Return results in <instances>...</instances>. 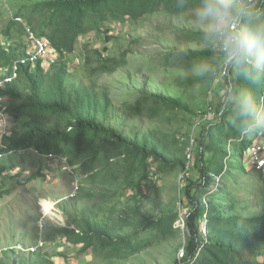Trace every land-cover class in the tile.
<instances>
[{
	"label": "rangeland",
	"instance_id": "374dc122",
	"mask_svg": "<svg viewBox=\"0 0 264 264\" xmlns=\"http://www.w3.org/2000/svg\"><path fill=\"white\" fill-rule=\"evenodd\" d=\"M237 3L247 8L255 6L254 0H237ZM7 5L5 0H0V28L10 19ZM195 10L179 13L162 10L139 21H132L130 17L124 22L115 21L108 33L111 40L107 39L105 32L91 30L79 37L75 52L68 56L69 89L86 86L94 90L99 97V120L139 146L157 147L163 158L176 164L175 168L164 170L158 161H153L150 177L139 184L138 174L126 178L120 173V177L114 179L110 175L112 163L102 158L98 169L103 168V171H100L98 180L92 182L87 173L75 174L73 164L74 173L61 159L45 157L48 160L40 161L29 154L32 159L23 163V168L27 169H8L0 175V190L9 189L0 197V264H57L64 260L63 256L77 258L80 246L72 245L63 234L56 233L63 226L77 229L78 224L87 220L117 235L140 236L149 219L172 213L179 214L174 228L180 230L156 238L150 247L134 256L115 258L107 256L106 252L96 253L90 249L88 256L80 258L83 264H180L179 252L186 245L187 234L186 227H182L179 220L189 210V206H183L180 190L188 171L193 178L200 174L195 167L196 154L191 162L187 158L190 144L185 137L190 132L197 139L204 138L206 143L214 136L229 153L224 174L212 180V192L201 198L202 204H209V194L217 192L214 203L227 215L264 216V177L250 165L247 147L242 149L251 142L254 131L250 130L245 140L234 139L230 135V125L239 126L232 121V114L224 118L227 122L223 133L218 128L222 116L227 114L226 105L232 89L229 78H219L222 61L212 56L190 68H184L183 63L168 67L159 63L163 55L170 52L210 49L203 39ZM16 36V31L10 38L0 30V42H13L18 40ZM23 40L25 45L24 37ZM85 45L99 48L104 55L111 56L128 51L127 63L111 74L91 73L89 68L96 65H86ZM52 53L58 59L59 54L54 49ZM201 65H206L208 70L200 71ZM217 82L221 87L216 86ZM244 82L246 92L259 94L264 78L255 83ZM144 94L179 99L189 106L190 111L162 110L156 114L151 109L135 114L130 105ZM208 106L212 109L207 114ZM263 125L260 128H264ZM17 126V121L9 113L0 114V142ZM183 160L185 168L178 164ZM17 172L20 173L12 177ZM33 174L36 176L31 178ZM76 177L80 189L73 196ZM90 192L97 195L89 197ZM46 201L55 206L54 212L48 215H44L42 206ZM42 218L46 245L36 252L29 251L27 247L35 245L40 237Z\"/></svg>",
	"mask_w": 264,
	"mask_h": 264
},
{
	"label": "trees",
	"instance_id": "16d2710c",
	"mask_svg": "<svg viewBox=\"0 0 264 264\" xmlns=\"http://www.w3.org/2000/svg\"><path fill=\"white\" fill-rule=\"evenodd\" d=\"M5 1L8 4L6 8L10 12V19L0 30L4 36L10 38L16 31V37L20 41L0 42V78L3 76L1 67L8 66L15 59L25 55L28 46L23 27L15 17L20 16L27 20L39 36L49 40L59 56L49 67L41 60L23 65L19 77L0 88V95L5 99V111L18 123L10 135H4L1 139L0 175L8 169L20 167L22 170L27 169L23 168V163L32 159L31 155L40 161L48 160L30 151H17L30 146L42 153L54 152L67 156L74 165L75 174L87 173L92 182L97 181L100 171H103V168L98 169V162L102 158H106L107 163H112L113 172L110 175L114 179L119 178L120 173L127 176L126 178H133L138 174L139 184L150 177L153 161H158L160 168L164 170L175 168L176 164L163 158L157 147L148 149L146 145L139 146L124 139L115 129L99 120L97 116L99 97L94 90L86 86L69 89L68 56L75 52L79 37L87 35L91 30L105 32L107 39L111 40L112 36L108 33L115 21L124 22L128 17L132 21H139L146 15L162 10L179 13L196 9L198 0ZM249 9L264 14V0H258L257 4ZM23 37L26 40L25 45ZM85 53L86 65L89 67L96 65L89 68L91 73L111 74L127 63L129 52L124 51L116 56L104 55L99 48H89L85 45ZM212 56L223 60L219 53L201 49L183 50L177 54L170 52L163 55L162 62L159 63L163 67L183 63L184 68H190ZM229 79L232 86L231 96L240 97L245 78L233 69ZM106 103H109L108 100ZM130 107L135 114L145 113L151 109L156 114L162 110L190 111L189 106L179 99L157 94H144ZM236 107L237 101L234 100L232 104L228 102L227 114L222 116L218 128L221 132L224 131V124L227 122L224 118L235 109L236 114L232 121L239 127L236 129L230 125L232 129L230 135L238 138L239 130H246L254 119L241 116ZM188 135L189 133L186 134ZM245 147L248 145L242 149ZM192 150L194 156L195 154L197 156L195 167L200 174L193 178L188 171L180 190V199L185 203L183 206H189L184 217L187 242L184 246L185 256L181 262L264 264V216L227 215L214 203V195L217 192L209 194L211 200L209 204L204 205L201 202L204 195L212 192L210 188L212 180L224 174L227 167L225 160L229 153L214 136L207 143L204 138H196ZM178 164L185 168V160ZM254 170L262 176L259 171ZM19 173L13 174L12 177ZM35 176L36 174H33L31 178ZM8 191L9 189L0 190V197ZM88 195L94 197L97 193L90 192ZM178 218V213H172L149 219L140 236L117 235L87 220L78 224L77 229L63 226L58 228L56 233L63 234L69 243L80 246L79 254L92 249L96 253L106 252L109 257L127 258L150 247L156 238L179 231L180 228H174ZM204 224L206 234L202 231Z\"/></svg>",
	"mask_w": 264,
	"mask_h": 264
},
{
	"label": "clouds",
	"instance_id": "9594fccd",
	"mask_svg": "<svg viewBox=\"0 0 264 264\" xmlns=\"http://www.w3.org/2000/svg\"><path fill=\"white\" fill-rule=\"evenodd\" d=\"M195 17L204 41L223 58L224 66L253 83L264 77V14L239 5L237 0H198ZM207 70L206 65L200 66V71ZM237 109L241 116L257 118L249 92L240 95Z\"/></svg>",
	"mask_w": 264,
	"mask_h": 264
},
{
	"label": "built area",
	"instance_id": "2783aa9c",
	"mask_svg": "<svg viewBox=\"0 0 264 264\" xmlns=\"http://www.w3.org/2000/svg\"><path fill=\"white\" fill-rule=\"evenodd\" d=\"M257 1L258 0H254L255 5L257 4ZM15 20L22 25L23 30H24V35L28 39V46L26 48L25 55L15 59L13 62H11L10 65L1 67L3 76L0 78V88H3L7 83L18 78L20 75V68L23 65L34 64L37 60H41L45 64V66L49 67L51 64H53L57 60L54 54L52 53L53 47L48 39H46L43 36H39L37 32L31 26V24L27 20H25L23 17H20V16L15 17ZM232 70L233 68L224 66V63L222 60V63L219 69V78L220 79L229 78ZM4 100H5L4 97L0 95V114L2 116H4L5 113H7L5 111ZM211 109H212V106L207 107V114L211 112ZM258 118H259V121L263 122L264 124V88L261 94V107H260V112L258 114ZM262 133H263L262 138L257 139L254 142H252L248 146L247 151H248L250 165L257 171H259L264 177V130ZM185 138L188 139V142L190 144L188 148L189 150L187 152V158H188V161L191 162L192 159L194 158V152L192 150V147L195 143L196 138L193 136V132H190L189 135L186 136ZM0 145H1V142H0ZM17 151H20V152L30 151L35 155L44 156L49 159H59V160L61 159L63 163L66 165V168L69 170H72V165L68 157L63 154H57L54 152L42 153L39 149L33 146H30L27 149H20ZM72 172L74 173V169L72 170ZM73 185L74 187H73L72 195L74 196L77 194L78 190L80 189V183L77 177ZM42 206H43L44 215H48L54 212V209H55L54 204L48 205V204H45V202H43ZM179 222H181L182 227H185V219L183 217L179 220ZM39 225H40L41 234H40V237L37 243L33 246L27 247V249L32 252H36L40 249H43L46 245L45 236L43 234V231L45 228L44 218L40 220ZM202 231L204 234H206L207 229H206L205 224L202 226ZM179 256H180L179 258L180 264H183L181 260L185 256L184 248L180 250Z\"/></svg>",
	"mask_w": 264,
	"mask_h": 264
},
{
	"label": "crops",
	"instance_id": "0c3cea01",
	"mask_svg": "<svg viewBox=\"0 0 264 264\" xmlns=\"http://www.w3.org/2000/svg\"><path fill=\"white\" fill-rule=\"evenodd\" d=\"M264 78V77H263ZM245 80H247V79H245ZM248 81V80H247ZM253 83V82H252ZM245 82H244V84H243V88H242V90L240 91V95L242 94V93H244V92H246V90L247 89H245L246 88V86H245ZM247 84H249L248 82H247ZM218 85L221 87V85L220 84H218V82H217V87H218ZM263 88H264V82H263V86H262V88L260 89V93L258 94V93H255V91H252L251 92V94H253V97H254V100H255V103H257V118L256 119H254L253 120V122L251 123V124H249L248 126H247V128H246V130H239V133H240V131H242L241 133H240V135L238 136V138H235L234 137V139H237V140H239V141H242V140H245L246 139V137H247V133L251 130H253L254 131V135H253V138H252V140H250L251 142L248 144V146L252 143V142H254L255 140H257V139H261L262 138V132H263V130H264V128H260V125H263V122H261V121H259V118H258V114H259V112H260V107H261V94H262V90H263ZM237 101V104H238V101H239V97H234V96H232V99L231 100H228V102H231V101ZM227 102V103H228ZM237 108V107H236ZM232 114V118H234V116H235V109L233 110V112L231 113ZM230 114V115H231ZM231 118V119H232ZM263 127H264V125H263ZM230 130H232L231 128H230ZM231 141V140H230ZM248 148V147H247ZM248 152V151H247ZM248 158H249V156H248ZM253 168V167H252ZM254 169V168H253ZM73 245V244H72ZM75 246V245H74ZM88 252H89V250L87 251V252H85L84 254H78V257L77 258H71V257H65V256H63V261L61 262V263H59V264H83L84 262H82V260H81V258H83L84 256L86 257V255L88 254ZM84 255V256H83ZM80 256H81V258H80ZM88 256V255H87ZM57 263V264H58Z\"/></svg>",
	"mask_w": 264,
	"mask_h": 264
},
{
	"label": "bare ground",
	"instance_id": "6f19581e",
	"mask_svg": "<svg viewBox=\"0 0 264 264\" xmlns=\"http://www.w3.org/2000/svg\"><path fill=\"white\" fill-rule=\"evenodd\" d=\"M45 204L51 205V203H50V202H48V201H47V202H45Z\"/></svg>",
	"mask_w": 264,
	"mask_h": 264
}]
</instances>
